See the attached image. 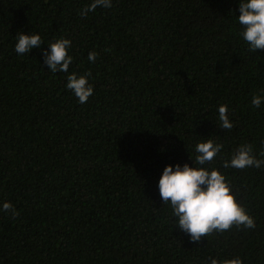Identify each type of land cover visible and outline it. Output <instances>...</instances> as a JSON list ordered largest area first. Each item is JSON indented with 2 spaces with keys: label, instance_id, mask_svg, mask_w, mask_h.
I'll return each instance as SVG.
<instances>
[{
  "label": "trees",
  "instance_id": "trees-1",
  "mask_svg": "<svg viewBox=\"0 0 264 264\" xmlns=\"http://www.w3.org/2000/svg\"><path fill=\"white\" fill-rule=\"evenodd\" d=\"M0 0V264H264V166L224 168L234 150L264 151V50L239 35L240 0ZM44 43L15 51V36ZM71 41L68 73L44 64ZM96 52L94 62L88 60ZM91 73L84 104L67 75ZM227 105L234 127L221 128ZM223 148L204 165L226 178L255 228L190 240L158 181L166 165L199 167L195 146Z\"/></svg>",
  "mask_w": 264,
  "mask_h": 264
},
{
  "label": "clouds",
  "instance_id": "clouds-1",
  "mask_svg": "<svg viewBox=\"0 0 264 264\" xmlns=\"http://www.w3.org/2000/svg\"><path fill=\"white\" fill-rule=\"evenodd\" d=\"M110 8L111 0H92L85 8L81 9V16L94 11L97 7ZM238 22L243 30L239 35L247 42L249 51L264 50V0H240ZM15 51L18 55L28 54L31 49L39 48L44 43L39 34L25 35L18 32L15 36ZM48 49L42 52L44 64L48 70L56 73H68L72 63V56L68 54L71 41L66 38L56 39L47 43ZM97 53L90 52L88 60L94 62ZM85 73L79 77L75 72L67 75V89H70L78 102L84 104L93 94V86L89 84ZM264 102V96L253 95L251 104L259 108ZM227 105L218 107L221 128L231 131L234 127L227 115ZM223 148L222 144L214 143L211 139L200 142L195 146V162L199 167L166 165L158 181V190L163 204L170 203L172 214L176 218L175 226L187 233L191 241L199 242L201 237H206L213 232H224L233 225L244 228H255V221L245 209L236 202L226 178L217 169L211 170L204 165L211 163ZM264 157V151L259 154ZM264 159H257L253 154L250 144L238 146L231 155L230 160H225L224 168L244 169L246 167L261 168ZM3 211L18 216L11 203L4 202ZM210 264H242L239 257L217 261L210 258Z\"/></svg>",
  "mask_w": 264,
  "mask_h": 264
}]
</instances>
